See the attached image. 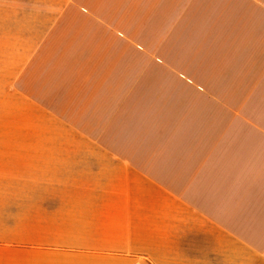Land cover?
Returning a JSON list of instances; mask_svg holds the SVG:
<instances>
[{
    "label": "crops",
    "instance_id": "0c3cea01",
    "mask_svg": "<svg viewBox=\"0 0 264 264\" xmlns=\"http://www.w3.org/2000/svg\"><path fill=\"white\" fill-rule=\"evenodd\" d=\"M17 3L0 264H264V0Z\"/></svg>",
    "mask_w": 264,
    "mask_h": 264
},
{
    "label": "rangeland",
    "instance_id": "374dc122",
    "mask_svg": "<svg viewBox=\"0 0 264 264\" xmlns=\"http://www.w3.org/2000/svg\"><path fill=\"white\" fill-rule=\"evenodd\" d=\"M17 2L18 0H0V30L4 27V24L6 22L5 15L18 10L19 5ZM1 33L2 31H0V38L2 39L3 36H1ZM3 48L4 45L2 42H0V78L6 75L2 68Z\"/></svg>",
    "mask_w": 264,
    "mask_h": 264
}]
</instances>
